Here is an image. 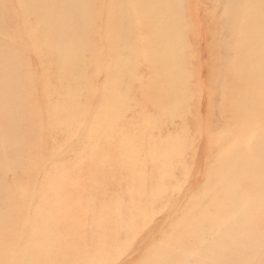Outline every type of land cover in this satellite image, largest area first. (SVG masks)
Wrapping results in <instances>:
<instances>
[{
    "label": "rangeland",
    "instance_id": "1",
    "mask_svg": "<svg viewBox=\"0 0 264 264\" xmlns=\"http://www.w3.org/2000/svg\"><path fill=\"white\" fill-rule=\"evenodd\" d=\"M249 1L238 0L235 10L241 12L244 5L253 6ZM43 2L0 0V56L6 55L3 56L5 59L3 65L7 63L8 71L14 70L12 86L16 85L17 88L14 90L16 92H13L18 95L16 99L19 101V107L23 104L20 108L25 111L21 114L22 111L19 110L23 120L18 119L14 124L0 122L2 124L0 128L6 136L0 146L6 145L8 153L9 147L18 152L15 155L16 152L11 151L9 153L11 155L7 156L0 149V161L3 159L5 161L8 157L10 162L17 159L20 161L22 158V162H18L20 165L17 162L12 163L13 167H10L12 170L0 165V264L37 263L42 257V251L43 255L66 252L65 246L73 242L67 240H70V237L77 238L79 228L81 234L85 235V239L84 236L81 238L80 246L88 257L81 259L79 256L83 253L78 252L71 264H92L93 257L100 249V243L90 238L94 234L92 226L101 218L99 226L102 228L105 218H111L109 214H112L113 210L109 208V203L124 224V228L116 226L118 223L111 224L112 229L121 228L115 244L118 257L114 264H141L142 256L147 254L153 256L160 247H166L167 242L161 241L164 237L171 236L174 242L178 240L174 233L177 224L188 223L189 220L199 217L203 205H208L211 199L220 198L222 194L220 190L215 193L216 196L208 193L209 191L205 192L211 178L209 174L223 167L221 155L227 156L229 149H232L230 145L244 138L239 136L238 121L234 120L230 112L235 108V98L243 95V89L241 87L235 89L228 79V74L232 73L229 61L235 52V42L232 41V28L229 27L231 21L227 22V15L225 16L227 1L166 0L169 5L172 3L171 8L175 4L171 11L178 13L175 14L177 17L174 16L179 24L181 41L185 42V46L182 43L181 51V57L184 59L181 64L184 84L182 81L181 87L184 94L179 93L178 96L182 98H175L169 94L170 98H173L171 102L168 100L170 98L164 95V90L159 88V82L155 81L156 86H152L153 79L159 78V73L155 75L147 58L153 56V48L146 46L144 40L145 15L140 16L137 11H132L128 13L129 17L121 21V27L119 24L114 26V17L113 20L110 18L111 13L107 8L110 5L109 0H99L101 5L97 11L100 15H97L96 19L92 16L91 23L86 27L89 29L88 33L91 30H94V33L71 34L61 41L63 43L65 40L63 43L65 46L70 39H75L69 55L79 51L88 53L86 57L89 53H99L100 57L91 59L88 57L81 63L71 61L72 74L65 72V75L61 76V67L55 55L64 48L60 50L56 48L58 42H61L58 39L59 35L55 32L42 40L40 34L44 27L40 21L43 11L36 8L42 7ZM130 2L132 1L124 0L116 2V5L120 10H127ZM176 3L179 4L177 7ZM255 11L245 12L251 13L248 14L250 18V15L252 17L259 15L258 11ZM45 12L50 13L48 8ZM140 23H143V28ZM248 23L249 20L244 17L243 24ZM104 27L108 29V33L103 37ZM140 31L144 34L143 40H139L142 34ZM135 32L139 41L135 39ZM118 38L119 43L116 41ZM77 40H83L84 43ZM34 46H37L40 56L33 52ZM121 55L128 63V67L124 66L122 78L127 83L129 98L126 100L125 95L121 93L111 95L113 98L111 96L102 98L100 95L103 92L102 82L105 73L98 75L94 73L97 67L106 70L109 67L121 66L122 64L118 62ZM239 62V59L236 60L234 66H239ZM4 68L1 70L5 78L8 74H4ZM60 83L62 89L59 88ZM67 85L68 88L73 86V90L64 89ZM215 89L216 101L211 107ZM226 94L230 99L234 98V102L229 103L225 98ZM58 97L64 102L60 110L63 118L57 124H47L45 121L51 118L53 112V107L47 105L59 102ZM107 100L110 104L111 118L106 119L105 115L96 114V118L91 119L94 111ZM179 104L183 110H179L178 113L176 107H179ZM16 113L10 118L11 122L16 120ZM112 118L114 121H110ZM260 124L259 133L262 134L264 120ZM91 128H97L95 134H89L93 130ZM250 129L251 127L249 129L246 127L244 136ZM25 133L28 138L25 137ZM173 138L176 141L181 139V153L171 154L172 156L164 157L162 160L164 156L162 148L167 144L166 139L175 143ZM125 142L133 144V153L122 146ZM241 144L242 146L236 147L233 153L242 155L243 159L247 160L251 157L250 152L244 148V145H247L245 141ZM251 164L258 168L259 188H264V160L252 161ZM17 165L19 167L16 168ZM1 174L5 175L4 178ZM254 178L255 175H251L245 183L251 186L250 181ZM211 179L214 180V177ZM13 187L17 192L13 189V193L8 194ZM53 190L59 197L58 201H51ZM157 191H162L163 194L156 197ZM205 193L206 199L201 201L199 197ZM13 194H16L18 201ZM195 200H200L203 205L194 203ZM59 203L61 207L63 205L62 208ZM73 203H76V211L73 209ZM50 204L55 206L54 210L49 208ZM59 209L60 211L64 209L61 211L63 214ZM144 211L147 215L143 219ZM53 212L58 218L53 216ZM21 214L24 220L33 215L30 217L32 222L30 218V222L24 221ZM20 217L22 220H19ZM42 219L44 221H41ZM79 221L82 223L80 227ZM126 226L135 231L133 236L127 233ZM253 226L251 230L257 231L260 225ZM36 232L39 236L35 235ZM28 234L31 237H27ZM135 237L136 240H133ZM245 238L247 242L251 235ZM210 240L213 241L214 238ZM168 250L175 251L176 247L169 245Z\"/></svg>",
    "mask_w": 264,
    "mask_h": 264
},
{
    "label": "bare ground",
    "instance_id": "2",
    "mask_svg": "<svg viewBox=\"0 0 264 264\" xmlns=\"http://www.w3.org/2000/svg\"><path fill=\"white\" fill-rule=\"evenodd\" d=\"M43 1L44 2L42 3V7L39 8V6H38V8H36V9H41L43 11L41 13L42 18H40L41 25L44 26L41 33H40L42 36V40L44 38H48L50 35H52L55 32H57L55 34L59 35L58 39L60 41H61V39H66V37L71 35V34L89 35L91 32L94 33V30H91L88 33L87 31L89 29H87L86 27L89 25V23H91L92 16H94V18L96 19V16L100 15V14H98V11H97V8L99 9V6L101 5V3H99V0H43ZM120 1H124V0H109L110 5L107 6L108 11L111 13L110 18L113 20V17H114V23H113L114 26L119 24V26L121 27L122 26L121 21L123 19L129 17L128 13H132V11H137L140 14V16L145 15L144 21H143L144 22V28L146 30L145 39H144V34L140 31V34L141 33L142 34L140 35L139 40L140 39L146 40V46H151L153 48V56H148L147 58L150 60V66L152 67L155 75L159 73V78L153 79L154 83H152V86L153 87L156 86V83L159 82V88L164 90V95L166 97L170 98L169 94H171L172 97L182 98V96H178V95L180 92L183 93V87H181V84L183 81V75H182V70H183L182 66L183 65H181L183 58L181 57V54H182L181 51H182L183 45L185 46V44H184L185 42L181 41L179 24H178V21L176 19V17H177L176 15H178V13L176 14L174 11H173L174 13L171 11L175 7V4H173L174 7L171 8L172 3H171V5H169V3L166 2V0H131L132 2H130L128 9L126 8L127 10H125V9L120 10L119 7L116 5V2H120ZM168 1H170V0H168ZM226 1H227L225 3L226 5L224 4L226 6V8H225V16L227 15L226 21L227 22L231 21L230 22L231 26L229 25V27L232 28V31H231L232 36H233L232 41L235 42V46H234L235 52L233 53V55H231V59L229 61L230 65L232 66V73H231V75H229L227 73L228 79L233 83V87L235 89H237V87H241L243 89V91H246L245 93H243V91H242L243 95H241L238 98H235V103H234L235 108L230 112L233 114L234 120L238 121L237 125L239 126V129H238L239 130V136L241 138H243V137L244 138L242 140H239L240 142L237 141L238 144L235 142V143L230 145L232 147V149L231 150L229 149V151L227 152L228 153L227 156L221 155L220 161L223 164V167L220 168L218 171L215 170L214 173L209 174L211 176V178L214 177V180L211 178L209 179V183L205 188V190H206L205 192L209 191L208 193L211 192L212 194H215L217 191L220 190L222 192V194H220V198L211 199L208 201V205H203L200 202V200L206 199L204 196V195H206V193H205L199 197L200 200H195L194 203L199 204V205L200 204L203 205V208H202L203 210L201 211L199 217L192 219L191 221L189 220L188 223L186 222V223L177 224L178 227L174 231V233L176 234L175 236L178 237V240L174 242L173 237H171V236L170 237H167V236L164 237L161 241L167 242L166 247H160L156 251V254L153 255L155 257L151 256V254H150V256H149V254H147L146 256H142L140 259L141 262L139 261L141 264H261V263L264 264V188H259L260 182H259L258 168L254 165L252 166V164H251L252 161L264 160V130H263L262 134L259 133L260 132L259 126L261 125L260 123L264 120V114H263L264 113V0H250L249 2L253 6L249 7L248 5H244L241 12L238 9L235 10V8H234L236 6V3L238 2V0H226ZM175 2H177V1H175ZM178 3H176L177 4L176 7L179 5ZM47 8L49 9L50 13L45 12V9H47ZM174 10H177V9H174ZM248 10H256V11H258L259 15L254 16V17H252V15H250L251 17L249 18L248 14L253 13V11L251 13L245 12ZM180 16H181V14H180ZM180 16H178V17H180ZM236 17H237V19H236ZM244 17L249 20V23L246 25L243 24V18ZM117 20L120 22H117ZM107 22L109 23V19H107ZM237 22H238V24H237ZM140 24L142 25V28H143V23H140ZM182 25H184V24L182 23ZM120 27H118V28H120ZM102 31H103V35H102L103 37H104L105 33L107 35L108 29L106 27H104V29ZM118 34H119V32H118ZM137 37L138 36L136 33L135 39L138 40ZM118 39L116 41L119 43L120 39L119 40ZM51 41H52V38H51ZM77 41L84 43L83 40H77ZM64 42H65V40H64ZM75 42L76 41L73 38L70 39L67 43H65V46L63 45L62 41L58 42V45L56 48H58L60 50L61 48L64 47L59 54H55L58 57V64L61 67V72H60L61 76H64L65 72H71V74H72L73 69L70 66L71 61H74L75 63H81V61L84 62L88 57H89V59L96 58L97 56L100 57L99 53H96V54L89 53V56L86 57V55L88 53L79 52V51H77V53H74L73 55H69L70 52L72 51V46H74ZM105 42H107V41H105ZM102 43L104 44V42H102ZM182 43H183V45H182ZM36 47L35 46L33 47V52L35 54L37 53L39 55V51L37 50ZM3 56H0V74L2 75V76H0V122H4V124H14L15 122L18 121V119L19 120L21 119L20 115L23 114L25 111L21 110L22 108H20L23 104L19 107V105H20L19 101L16 99V97L18 95L14 94V92H16L14 90H16V88H17V87L15 88V86H16L15 83L13 84L15 86L14 87L12 86L13 71L14 70L8 71L9 65L7 63H6L7 65L6 64L3 65V61L5 60L4 57H6V55L4 57ZM238 59L240 60L239 66L235 67L234 63ZM183 61H184V59H183ZM118 62L121 63L122 65L117 66L115 68H111V67L107 68V66H106V68H107L106 70H104L103 68L97 67L95 73L93 72L95 75H98L100 73H103V74L105 73V79L102 82V91L103 92L100 95V96H102V98H104V97L106 98L107 96L115 95L116 93L124 94L126 97V100L129 98V89H128L127 83H125L124 79L122 78L123 74H124V70H123L124 66L128 67V63L124 58H122V55L118 57ZM3 67H5L4 68L5 69L4 74H8L5 78L3 75V70H1ZM250 69H251V72H250ZM222 78L226 79V77H222ZM255 78H257V79L259 78V80H255ZM155 81H156V83H155ZM183 84H184V81H183ZM223 84L225 85V83H223ZM59 85H60L59 88L62 89L61 83ZM69 85H71V84H69ZM228 86H229V84H228ZM64 89H70L72 91L73 86L71 88H68V85H67V87H64ZM256 90H257V92H256ZM71 91H70V93H71ZM157 91H158V89H157ZM226 91H227V89H226ZM70 93H69V95H70ZM69 95H67V96H69ZM225 98L227 101H229V103L231 101L234 102V100H233L234 98L230 99L227 94H226ZM59 99H60L59 102H56L54 104L51 103L52 105H47L49 107L50 106L53 107V112H52L51 118L47 119L46 121L44 120L45 122H47V124H50V125L57 124V122L61 121V119L63 118V114L60 113V110H61L62 106L64 105V102H63V100H61V97ZM172 99L170 98L168 100L171 102ZM166 100H165V102H166ZM121 101H122V98H121L120 102ZM215 101H216V89H215V92L213 93L212 103L210 104L211 107H213V105H214L213 102H215ZM21 102H22V100H21ZM175 103L178 104L179 102H175ZM231 105H232V103H231ZM113 106H114V104H113ZM176 108H178L176 110L179 113V110L182 109V106H180V104H179V107H176ZM225 109H226V107H225ZM229 109H228V111H229ZM17 110L18 111L21 110L22 112L19 111L16 113ZM109 110H110V104H109L108 100L106 102L103 101L101 107L99 109L95 110L93 115L91 114L92 115L91 119H95L96 114L105 115V118L108 119V117L111 116V115H109ZM259 110L263 113H261ZM47 111L48 110H46V113H47ZM20 112H21V114H20ZM173 112L176 113L175 110ZM230 112H229V114H230ZM15 113H16V117H15L16 120L11 122L10 118L12 116H14L13 114H15ZM232 114H230V115H232ZM9 115H10V117H9ZM109 118H111V117H109ZM21 120H23V118ZM110 121H114L113 118ZM79 122H80V119H79ZM15 127H17V126H15ZM15 127H14V129H15ZM246 127L248 129L251 127V129H250L249 133L246 132V134L244 136V130H246ZM91 129H93V130L90 131L89 134L90 135H92V133L95 134V131L97 128H91ZM109 129L110 128H108V130ZM79 130L80 129H78V132H79ZM179 131H180V128H179ZM24 135H25V137H27L26 133ZM125 135H127V134H125ZM187 135H188V133H187ZM208 135L210 136V134H208ZM28 136H29V133H28ZM4 137H6V136L3 133V130L0 128V143L3 142ZM122 137H124V136H122ZM173 137H174V135H173ZM177 137L178 136H176V138ZM170 138H171V136H170ZM221 138H222V136H221ZM121 139H123V138H121ZM168 139H166L167 140L166 143L169 146H167V144H166V146L162 148V151H164V153L162 151H160L164 154V156L162 157V160L164 159V157L172 156L171 154L178 155L181 153V151H180L181 139H178V141H179L178 142V141H176L175 138H173L176 141L175 143L172 140H171L172 142L168 141ZM207 139H209V138H207ZM215 139H216V137H215ZM205 141H207V143H210V141L208 142V140H205ZM243 141H245V143L247 144V145H244V148H247L245 150L249 151L251 153V154L249 153V156L251 155V157L247 160L243 159L242 155H239L237 153H233V151H234V149H236V147L242 146L241 143ZM89 142H90V140H89ZM122 142H124V141H122ZM256 142H257V144H255ZM123 144H125V145H123ZM123 144H122V146L124 148H126L130 153L134 152L133 144L129 145V144H127V142H125ZM184 147H186V146H184ZM200 147H202V145ZM208 147L209 146H207L206 148H208ZM0 149L3 152V154L7 155V156L11 155V154L9 155V153L11 151L16 152L15 155L18 153L17 150L13 149L12 147H9L10 152L8 153V147L6 145L0 146ZM138 149H139V147H138ZM226 150L227 149H225V151ZM27 151H29V150L27 149ZM209 152H211V151H208V153ZM196 154H198V153H196ZM8 158L5 159V161H3L4 159L0 161V165H2L1 167L4 166V167H6L5 169H8V170L11 169L10 167H13L14 162H17V164H18V162H20L22 159L20 157L21 158L20 161L17 159V160H13V161L11 160V162H10V159L8 160ZM178 160H180V159H178ZM175 161H176V159H175ZM212 162H214V161H212ZM183 164H185V163H183ZM18 165H20V164H18ZM18 165L16 166V168L19 167ZM185 166H187V165H185ZM14 167H15V165H14ZM202 168H203V166H202ZM2 171L5 172V170H2ZM6 172H8V171H6ZM251 175H255V178L253 179V181H250V183L252 184L250 186V185H247V183H245L246 182L245 180H249V177ZM4 176H3V178H4ZM0 186H1V184H0ZM5 186L7 187V184ZM13 189H15V191L17 190L15 187L12 188V191H10L8 189V191H10L8 194L13 193ZM16 194H13V197H15ZM55 194H56V192L53 190L51 192V196H53L52 197L53 199L51 200L52 202H54V200L58 201L59 197L57 194L56 195ZM161 194H163L162 191H157L156 197L160 196ZM216 195L217 194H215V196ZM9 196H11V195H9ZM15 200L18 201V199H16V197H15ZM11 203H13V201ZM62 203H63V201H62ZM75 204L76 203L72 204V205H74L73 209L76 208ZM109 205H110L109 208H112V210H113V213L109 214L111 218L110 217H109L110 219H108V217L105 218V221H103L104 223H103L102 228L99 226V223L102 220L101 218L97 219L96 220L97 222L92 226L93 230H94V234L91 235L90 238L95 239L94 241L97 240L100 243L99 253L93 257L92 264H114L115 260L118 257L117 252H116L117 251V245H115V244H117V235L120 234L119 233L120 229L124 228V224L122 223V221L119 220V216L117 215V213L113 209V206L110 203H109ZM53 206L54 205L50 204L49 208H51V210H54L55 206L54 207ZM57 206H56V208H57ZM60 207H61V204H60ZM60 207H58V208H60ZM62 207H63V205H62ZM25 208H27V207L25 206ZM198 209H199V207H198ZM27 210H28V208H27ZM62 210H64V209H61V211ZM78 210H79V208H78ZM10 211L12 212V210H10ZM10 211H8V212H10ZM59 211H60V209H59ZM74 211H76V209ZM144 212H142L143 219H144V216L147 215L146 214L147 212H145V213ZM44 214L46 216V213H44ZM72 214H75V212H72ZM31 216H33V215H30V217ZM45 216L43 218H45ZM53 216L56 217L54 212H53ZM21 217H22V214H21ZM21 217L19 218V220H22ZM22 218L24 220V217H22ZM29 218L25 219L24 221H26V220L29 221ZM33 218H35V217H33ZM48 218H49V216H47V219ZM56 218H58V217H56ZM191 218H192V216L189 219H191ZM61 219H64V218L61 217ZM33 220L35 221V219H33ZM41 221H44V219H42ZM31 222H32V219H31ZM53 222H54V220H53ZM47 223L50 224L51 222H47ZM112 223H118L116 226H120L121 228L116 227L115 229H112L111 228ZM257 224L260 225L259 229L257 231L251 230L252 226L256 225V227H257ZM80 225H82V223L79 221V227H80ZM80 229L81 228H79V236L77 238L70 237V240H67V241H73V242H71L70 244L65 246V248L67 249L66 252H62L59 254H53V253L47 254L46 253V254H44L45 255L44 256L43 251H42V257H40V261H38L37 263H28V264H71L72 260L75 259L78 252L83 253V254H80V256H79L81 259L87 258L88 254L85 253V251L80 246L82 236H84V239H85V235H84V233L81 234ZM126 230H127V233L130 234L131 236L134 235L135 231H131L130 227L126 226ZM53 234H54V232H53ZM35 235L39 236L37 232ZM249 235H251V238L246 242L245 237L249 236ZM27 237H31V235L28 234ZM206 237H208V238H206ZM210 238H214V240L211 241ZM58 240L60 241V239H58ZM133 240H136V237L133 238ZM169 245H174L176 247V250L175 251H169L168 250ZM246 251H248V252L245 253ZM92 255H95V254H92Z\"/></svg>",
    "mask_w": 264,
    "mask_h": 264
}]
</instances>
